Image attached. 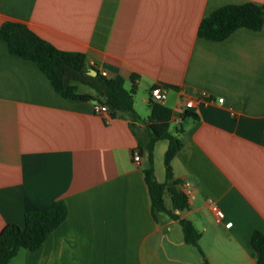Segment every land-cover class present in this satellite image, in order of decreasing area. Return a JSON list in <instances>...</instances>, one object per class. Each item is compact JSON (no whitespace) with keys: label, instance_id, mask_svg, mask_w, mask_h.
Here are the masks:
<instances>
[{"label":"crops","instance_id":"0c3cea01","mask_svg":"<svg viewBox=\"0 0 264 264\" xmlns=\"http://www.w3.org/2000/svg\"><path fill=\"white\" fill-rule=\"evenodd\" d=\"M245 2L264 0H0V26L21 22L58 49L85 53L90 71L119 75L124 88L137 75L138 119L95 114V100L62 97L0 39V235L57 200L67 209L40 248H21L8 264H256L249 239L264 232V26L219 42L198 36L206 15ZM155 86L167 91L170 131L181 130L171 168L188 208L175 214L192 222L199 249L178 220L152 210L147 153L133 161L148 139ZM200 91L223 104H199L182 121L181 98ZM78 92L96 95L84 85ZM164 204L172 208L169 195Z\"/></svg>","mask_w":264,"mask_h":264},{"label":"trees","instance_id":"16d2710c","mask_svg":"<svg viewBox=\"0 0 264 264\" xmlns=\"http://www.w3.org/2000/svg\"><path fill=\"white\" fill-rule=\"evenodd\" d=\"M263 26L264 3L228 4L215 9L201 20L198 36L208 41L219 42L238 28L259 31ZM0 39L7 44L11 54L34 62L62 97L81 101L95 100L105 105L111 115L125 113L133 119H138L133 100L137 87L136 74L131 76L130 91L124 88V78L119 75L108 78L97 72L95 76H91L88 73L90 68L86 63L85 53L58 49L21 22L5 21L0 26ZM79 85L92 88L96 95L79 93ZM148 106L150 109L148 139L138 146V151L141 155L147 153L143 175L152 210L164 212L172 219L178 220L185 242L199 249L200 236L192 222L175 214V211L182 212L188 208L187 196L178 188L180 180L173 177L171 168V161L182 146L179 138L181 130L174 133L170 131L171 110L167 107L154 103L150 97ZM181 118L182 121L186 118H196V114L185 111ZM159 140L168 142L164 154L163 182H158L154 175L153 147ZM165 195H169L171 199V209L165 207ZM66 215L64 202L57 200L48 209L27 212L24 215L23 226L8 224L0 235V264H8L21 248L36 251L62 223ZM249 240L256 252V264H264V232L259 229L253 230ZM204 264H209L205 257Z\"/></svg>","mask_w":264,"mask_h":264},{"label":"built area","instance_id":"2783aa9c","mask_svg":"<svg viewBox=\"0 0 264 264\" xmlns=\"http://www.w3.org/2000/svg\"><path fill=\"white\" fill-rule=\"evenodd\" d=\"M95 63L93 61L88 62V67L92 68L94 67ZM100 74L102 76H107V73L105 71H101ZM150 99L160 105V106H166L167 102V91L165 88L160 86L153 87L149 92ZM224 102L223 97H212L205 91L198 92L194 97H182L181 98V110L183 112L185 111H192L194 110L199 104L202 105H210V104H219L222 105ZM93 110L95 114H108V108L105 105L99 104L96 101L93 102ZM133 161L140 165L142 161V156L139 153L138 150H135L133 153ZM212 209L216 214V221L220 222L223 217V211L217 206L212 205Z\"/></svg>","mask_w":264,"mask_h":264},{"label":"rangeland","instance_id":"374dc122","mask_svg":"<svg viewBox=\"0 0 264 264\" xmlns=\"http://www.w3.org/2000/svg\"><path fill=\"white\" fill-rule=\"evenodd\" d=\"M125 89L126 90H130V84L129 82L126 83L125 85ZM135 96V94L133 95V97ZM138 112L139 115L141 116V118L146 119V112H148V108L146 105H143L142 103H140V101H138ZM145 114V115H143ZM174 123H171V128H173ZM167 140H159L156 143V148H155V152H154V163L157 166V169L159 172H161V175L165 172L164 171V150L167 147Z\"/></svg>","mask_w":264,"mask_h":264},{"label":"water","instance_id":"95a60500","mask_svg":"<svg viewBox=\"0 0 264 264\" xmlns=\"http://www.w3.org/2000/svg\"><path fill=\"white\" fill-rule=\"evenodd\" d=\"M88 73H89V75H91V76H95V75L97 74L95 70H93V71H89Z\"/></svg>","mask_w":264,"mask_h":264}]
</instances>
